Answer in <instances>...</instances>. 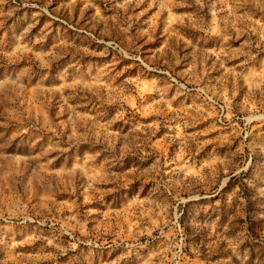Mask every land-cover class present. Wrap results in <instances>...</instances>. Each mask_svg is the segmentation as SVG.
<instances>
[{
    "label": "rangeland",
    "instance_id": "obj_1",
    "mask_svg": "<svg viewBox=\"0 0 264 264\" xmlns=\"http://www.w3.org/2000/svg\"><path fill=\"white\" fill-rule=\"evenodd\" d=\"M0 264H264V0H0Z\"/></svg>",
    "mask_w": 264,
    "mask_h": 264
}]
</instances>
